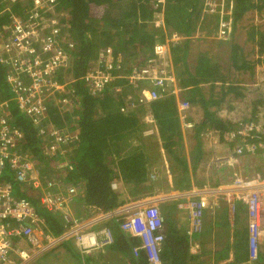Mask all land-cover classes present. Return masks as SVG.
<instances>
[{
    "label": "built area",
    "instance_id": "built-area-1",
    "mask_svg": "<svg viewBox=\"0 0 264 264\" xmlns=\"http://www.w3.org/2000/svg\"><path fill=\"white\" fill-rule=\"evenodd\" d=\"M56 1L8 0L10 5L23 3L25 6L29 2L28 8L22 15H12L9 25L0 27V65L5 70V83L21 113L30 118L38 129L45 143V154L51 157L65 154L66 144L77 140L75 134L48 120L51 104L73 108L78 99L76 90L70 89L77 80L67 78L73 61L69 52L74 47L72 29L68 20L63 22L58 16ZM167 1L152 2L154 10L161 9L164 13L158 15L153 24L156 34H164L165 43L156 46L155 59L132 70L131 83L137 89L139 84L142 87L137 100L129 98L128 106L134 109L174 97L181 128L190 132L197 128L191 114L193 107L189 101L180 99L184 89L171 72L169 63L171 48L187 38L176 31L168 32L165 18ZM233 5V0H206L204 3V16L216 21V37L220 41L227 40L233 33ZM7 9L10 11L11 7ZM119 68L120 65L112 58V50H103L95 65L80 80L88 94L97 98L123 78ZM121 90L116 88L115 91ZM9 105V101H0V264H35L46 254L70 242L85 259L117 242L110 222L117 223L123 233L137 241L138 245L132 249L135 257L144 254L149 264H164L161 251L165 216L161 205L179 201L178 208L189 218L187 234L194 245L195 238L203 233L207 211L218 207L220 199L228 201L233 214L236 202L247 208L250 261L258 260L260 248L264 246V175L249 176L239 171L243 157L264 156V122H240L225 134V140L235 145L234 152L230 156L217 157L216 161L233 171L230 182L218 187H195L182 193L144 198L112 211L91 207L88 218L84 219V216H75L71 212V206L82 196L81 186L43 176L37 161L20 148L25 136L20 129L10 125ZM126 109L129 110L122 108V112ZM144 120L147 125L144 136L157 135L153 117L149 114ZM204 136L213 138L214 131L207 129ZM64 162L60 167L72 169L67 160ZM6 173L14 174V181L6 179ZM15 182L22 186V190L27 186L33 191L34 198L45 211L63 215L65 230L62 233L46 232L45 220L33 202L15 195ZM195 252L200 254L198 246H195Z\"/></svg>",
    "mask_w": 264,
    "mask_h": 264
},
{
    "label": "trees",
    "instance_id": "trees-1",
    "mask_svg": "<svg viewBox=\"0 0 264 264\" xmlns=\"http://www.w3.org/2000/svg\"><path fill=\"white\" fill-rule=\"evenodd\" d=\"M152 2L153 0L56 1L58 16L63 22L68 20L72 29L71 39L74 47L69 52L73 61L72 67L67 71V78L77 80L76 83L70 85V89L74 88L78 95L73 108H61L51 104L48 120L77 136V140L66 144L67 151L63 155L51 157L45 154V143L39 136L38 129L30 118L21 113L16 102L13 101V94L5 83V70L0 65V94L2 96L0 101L10 102V125L24 133L25 138L20 144L22 152L30 154L32 159L37 161L44 177L46 175V178L62 179L65 182L80 185L83 193L80 196L79 205L85 208L86 213L91 207L109 211L118 209L129 203V196L139 197L140 194H145L152 188L147 181L150 174L148 166L151 167L154 156L147 154L149 144L142 136L147 128L144 117L149 114L153 117L164 150L176 161L182 163L181 166L178 164L179 168H183L182 173L177 176L183 178H179V188H175L178 190L175 192L182 193L191 190L187 185L190 176L186 162L184 159L180 160V152L174 150L183 140L176 99L167 97L134 109L128 106L129 98L137 100L138 91L142 87L139 84L137 89L131 83L132 70L146 66L151 59H155L156 46L165 43L164 34H156L154 24L152 28L150 27L158 15L164 14L161 9L154 10ZM26 3L25 6L23 3L11 4L9 11L7 9L8 0H0V27L9 25L12 15H22L24 9L28 8L29 2ZM233 4L236 26L245 15L264 11V0H233ZM204 15L202 0H168L165 10L168 32L176 31L186 38L191 37L197 32V28L199 29L205 18H212ZM212 21L216 23L215 20ZM256 37L259 38L260 54L263 56L257 63L264 66V32L257 25L252 27L250 39L256 40ZM189 44L187 40L183 44L173 46L171 59L173 66L176 67L179 80H182V85L189 88L192 82L195 83V87L189 89V96L185 99L193 106L198 104L203 106L204 119L199 124L197 123L192 139L195 140L194 144L197 143L198 155L204 156L200 145L203 144L202 135L207 129L213 130L225 139V134L234 130L236 125L217 115L220 108L212 110L210 101H207L200 85L209 84L210 92H212L220 83L221 91L226 93L225 96L234 93L237 97L241 92L237 91L234 82H230L229 78L222 74L221 67L207 56L203 55L199 58L195 73L192 74L187 69ZM232 48V66L240 72L252 71L254 64L249 63L246 57L240 55L236 46ZM107 49L112 50V58L120 65L118 72L123 74V78L118 79L114 86L101 96L94 98L88 94L80 79L85 77L90 68L95 65L99 53ZM180 64L183 66L181 71L178 70ZM188 79H192V82H183ZM225 86L226 89H224ZM116 88H121V92H116ZM211 103L221 105L215 100ZM57 107H60V114ZM122 108H129V110L122 112ZM64 160H67L72 169L68 167L58 170L57 164ZM118 182H123L126 192L117 191L114 185ZM25 188L22 190L20 186L17 195L27 197L37 207L39 215L45 220L46 232L55 235L62 233L65 230L63 215H54L45 211L39 206V201L27 191L29 188L27 186ZM110 224L117 232L115 247H124L123 251L126 252L132 264H149L144 254H141L138 259L133 256L131 250L138 245L137 241L126 239L123 234H118L119 225L117 223ZM244 234L241 237L238 233L234 244L235 261L231 264H246L251 260L249 230L247 229ZM252 264H264L262 249L259 251L258 260Z\"/></svg>",
    "mask_w": 264,
    "mask_h": 264
},
{
    "label": "crops",
    "instance_id": "crops-1",
    "mask_svg": "<svg viewBox=\"0 0 264 264\" xmlns=\"http://www.w3.org/2000/svg\"><path fill=\"white\" fill-rule=\"evenodd\" d=\"M205 1L206 0H202L203 5ZM252 16H254V14ZM213 19L214 18H210V19L205 18L202 24H200L199 29L197 28V32L193 33L191 37H187L186 40L180 43L183 44L187 40L190 42L189 44L190 53H191V54L189 53L190 57L193 54H196L197 61L201 56H203L201 52H199L197 49V47H199V44L203 42V40L213 39V37H210L209 35H203L204 31L201 32L203 28L202 26H204L208 22V20H210L211 22ZM255 25L261 26L260 24L257 23H255ZM216 27H217V23H215L214 29H216ZM236 31H237V26L234 22L233 33H235ZM206 55L207 53L205 52L204 56ZM172 72L176 77V79H178L179 83H182L181 82L182 80H179V75L177 74L174 68ZM188 80L187 81L183 80V82L184 81L185 83L192 82V79H188ZM200 86L202 87V92L206 94L204 89L207 85H200ZM188 87L189 88L187 89L194 88L195 83L192 82ZM183 89L185 90L186 88L184 87ZM183 97H185V93L183 94ZM232 97L234 99H237L235 98V96L230 95V93L226 96V99L230 98V101H233ZM203 119L204 116H201L198 120L201 121ZM144 121L142 120V123H144ZM150 128H153V126L148 127V129ZM195 130L190 132H185L181 128L183 140H181L180 146L174 148V150H176L177 152H179L180 149L182 150V152H180L181 157L179 159L180 160L184 159V161L186 162L185 164L187 165V168L189 170L190 177L189 180L187 181L188 187L191 189L195 187L203 188L206 186L218 187L220 185L230 182L233 177V171L227 168V166H222L221 163H217L216 158L232 155L234 152L235 145L233 143H228L224 138H222L218 133L215 132L213 138L210 139L202 135L204 141L202 142L203 144H201L200 146L201 149L203 148L202 152L204 156H200L197 153L198 150L197 143L194 144L195 140L192 139ZM142 136L148 142L149 148H150V144L151 146L157 145L156 143L158 142L157 140L155 139L151 140L148 137L144 136L143 133ZM154 136L160 137L159 134L157 135L155 134ZM149 148L146 150L149 156L154 153L155 155H158V157L162 158L164 161L159 162L160 163L159 165L157 163L158 161L154 160L155 158L154 156L150 169L151 173L149 174L147 183L150 185V182H160L162 189H160L159 186H157L156 188H159L160 189L159 191L155 190L156 188L154 189L150 188L147 191V193L145 194L142 193L143 195L141 196L143 197H140V195L139 197L136 198L129 196L128 202L138 201L144 198L155 197L161 194H172L173 192L178 191L175 190V179L172 177L171 171L172 169H174V164H176V166L178 167V164L181 166L182 163L180 161H176V159L172 157V155L165 157L166 151L162 147L155 151ZM257 156L260 157L262 155H257ZM248 158H254V157L245 156L242 158L241 161L247 162ZM261 159L263 160L260 162L257 161L255 163L254 166L256 167L254 171L259 173L261 172L264 175V158ZM163 163L165 165V169L168 175V177L165 178L164 176H162L165 174L162 173V175H160L159 172V166H161ZM181 173L182 172H180L179 174ZM152 176H155V178L153 179ZM115 188L119 192L122 193L126 192L123 182H118L117 184L115 183ZM79 203H80V198L79 200L77 199L76 203H74L71 206L72 214H75V216H84V219L88 218L87 215L90 214V211L88 210V213H86L85 208L79 210L80 207ZM178 203L179 201H168L161 205V210L166 219L165 227L162 232L164 236V241L162 243V251H161V257L163 259V263L164 264H231L232 262H230V260L233 255L232 254L229 255L228 253H231L233 251V244H235L237 240L238 233L239 236L241 235V237H243L245 235L244 232L248 229L247 208L240 203V207L238 209L235 219V214L233 215L231 213L228 201L226 199H221V202L219 203L218 207L209 209L208 212L206 213L203 233L199 235L200 237L196 239V242L193 245L191 244L190 238L187 234V231L190 226L189 218L187 217L185 212L181 211L178 208L179 206ZM227 205H228L227 211L230 215L231 231L230 233L225 234L220 229L224 227L222 223L224 217L223 210ZM170 220H173V224H174L173 229L169 227L171 226L169 225ZM210 227H213L212 230H210ZM220 231H222V235L218 236V233ZM114 232L117 237V232L115 230ZM118 234L120 235L123 234L124 238L126 239H133L127 234L123 233L120 230V228ZM133 241L136 240L134 239ZM195 246H198V249L201 251L200 254L195 252ZM123 248L124 247L116 248L115 245L110 246L103 250L95 251L91 256L83 259L79 251L77 250V247L74 244H69L68 246L65 245L63 247H60V249L57 250V254L59 255V262L56 264H132L127 258L126 252L123 251ZM210 253H215V258L210 257L206 259V261L205 258L207 257L201 259L200 256L205 254L208 255ZM136 259H138V257H136ZM246 264H252V262L249 261Z\"/></svg>",
    "mask_w": 264,
    "mask_h": 264
},
{
    "label": "rangeland",
    "instance_id": "rangeland-1",
    "mask_svg": "<svg viewBox=\"0 0 264 264\" xmlns=\"http://www.w3.org/2000/svg\"><path fill=\"white\" fill-rule=\"evenodd\" d=\"M8 6H10L9 3H8ZM253 14H254V16H252ZM255 23L260 24L261 26H259V25H257V26L261 28L262 32H264V11H262L261 13L251 12L248 15H245L243 17V19L240 21V23H238L237 31L235 33H231V35H229L227 40L220 41L216 37V29H214L215 22L211 21V23H210V20H208V22L204 26H202L203 28H202L201 32L204 31L203 35H209L210 37H213V39L203 40V42H201L199 44V47H197L198 51L201 52L202 55H205V52H206L207 53L206 56L208 58L212 59V62L216 63L217 65H219L221 67L222 74L227 76L229 78L230 82H234L235 83L234 86L237 87V91L241 92V94L237 93L238 96L235 97L237 99H234L232 97L233 101H230V98L226 99L225 91H221V84L220 83L218 84L216 89L212 92H210V85L209 84H206L207 86L204 89V91L206 93L204 95H205L207 101H210V106L212 107V110L215 111L218 108H220L218 110L217 115L222 119L229 120L234 125H237L240 122L249 121L252 119L258 120L259 122H264V66L260 63H257V61L262 59L263 56H261V54H260L259 38L256 37V40L250 39V33L252 31V27L256 26ZM153 26H154L153 23H151L150 27L152 28ZM233 46H236L238 48L239 54L242 55L243 57H246V59L249 63L254 64V68L252 71L247 70L245 72H240L232 66L233 61L231 60V55L233 54V48H232ZM190 54H189V57L187 59V63H188L187 69L190 70L191 73H195V66L197 65L198 61L196 60V54H193L191 57H190ZM171 55H172V52H171ZM169 63H170L171 72H172L173 68L175 69V71H177L176 67H174L172 64L171 56H170ZM178 70L179 71L183 70V66L181 64L178 66ZM179 85L183 86L182 83H179ZM183 88H184V86H183ZM226 88L227 87L225 86L224 89H226ZM184 93H185V98L188 97L187 93H189V89L186 88L185 92L183 91V94ZM230 95L235 96L234 93H230ZM221 99H223V100H221ZM212 100L219 101L221 103V105L219 106L216 104H212L211 103ZM191 105H192V103H191ZM212 105H214V106H212ZM192 107H193V109L191 111L192 117L195 119L196 123L199 124L202 120L199 121L198 119L201 116H204L203 107L201 106V104H198L197 106L192 105ZM57 108L59 109L58 112L60 114V112H61L60 107H57ZM61 108H63V107H61ZM148 138L151 140L155 139L158 141V142H156L157 145L151 146V144H150L149 149H152L155 151L157 149H160L161 147L163 148V144H162L160 137L151 136ZM43 149H44V147H43ZM179 152H182V150L180 149ZM150 156H155L154 160L158 161L157 163L159 165H160L159 162L164 161L162 158L158 157V155H155L154 153ZM168 156L169 155L167 154V152H165V157H168ZM254 158H248L247 162H241V168H240L239 172L244 173V174L249 175V176L258 174L259 172L254 171L255 167H256L254 165L257 161H259V162L262 161L263 159H261V158H264V156H260V157L255 156ZM63 163H65V162L63 161ZM61 165H62L61 162H59V164H57L58 170H60L62 168V167H60ZM148 167L150 170L151 167L150 166H148ZM182 169L179 168V165L177 167L176 164H174V169H172V171H171L172 172L171 175L175 179V188H179L178 183L180 181L179 180L180 177H178L177 175H179V173L182 172ZM159 172H160V175H162V173L165 174V175H162V176H164V178L168 177L164 163L161 166H159ZM54 175L55 174L53 173V176ZM47 176L51 177L52 175H47ZM45 178H46V175H45ZM182 178L183 177H181L180 179H182ZM6 179H10V180L14 181L15 175L12 173H6ZM46 179H53V178H46ZM150 184H151L153 189L156 188L157 186H159V188L162 189L160 182H150ZM14 185H15V195H17V194H19L20 186L16 182L14 183ZM117 188H119V187H117ZM159 188H156L155 190L159 191L160 190ZM27 191L33 197H35L33 191H31L30 189H27ZM141 195H143V194H140V197H143ZM80 200H81V198H80ZM220 202H221V199H220ZM235 207H236V212H235V219H236V215H237L238 209L240 207V203L236 202ZM82 208H84V207H79V210ZM225 209H226V211H225ZM225 209L223 210L224 217H223V222H222L224 227L221 228L220 230H222L225 234H228L231 231V229H230V227H231L230 226V215L227 211L228 205L225 206ZM231 213L233 214L232 210H231ZM84 214H85V212H84ZM110 223H112V222H110ZM110 223H109V225H111ZM169 225H171L169 227L171 229H173V226H174L173 220L169 221ZM212 228L213 227H210V230H212ZM222 231H220L218 233V236L222 235ZM199 237L200 236L198 235L195 239H197ZM69 244H73V242L65 243V244L59 246L58 248H56L52 252L46 254L41 259L37 260L35 262V264H56V263H58L59 262V255L57 254V250L60 249V247H63L65 245L68 246ZM261 248H262V251H264V246ZM228 254L233 255L230 262L234 263V261H235L234 244H233V251L231 253H228ZM200 257H201V259L204 257H207V258H205V261H206V259H208L210 257L215 258V253H210L208 255L205 254V255H202Z\"/></svg>",
    "mask_w": 264,
    "mask_h": 264
},
{
    "label": "clouds",
    "instance_id": "clouds-1",
    "mask_svg": "<svg viewBox=\"0 0 264 264\" xmlns=\"http://www.w3.org/2000/svg\"><path fill=\"white\" fill-rule=\"evenodd\" d=\"M184 92H185V90H184ZM175 99H176V98H175ZM180 99H182V100H183V99L186 100L185 97H183V93H182V96L180 97ZM176 102H177V101H176ZM177 110H178V108H177ZM144 118H145V117H144ZM146 126H147V125H146Z\"/></svg>",
    "mask_w": 264,
    "mask_h": 264
},
{
    "label": "flooded vegetation",
    "instance_id": "flooded-vegetation-1",
    "mask_svg": "<svg viewBox=\"0 0 264 264\" xmlns=\"http://www.w3.org/2000/svg\"><path fill=\"white\" fill-rule=\"evenodd\" d=\"M260 174H262V173H260ZM263 175V174H262Z\"/></svg>",
    "mask_w": 264,
    "mask_h": 264
},
{
    "label": "bare ground",
    "instance_id": "bare-ground-1",
    "mask_svg": "<svg viewBox=\"0 0 264 264\" xmlns=\"http://www.w3.org/2000/svg\"><path fill=\"white\" fill-rule=\"evenodd\" d=\"M2 97V96H1Z\"/></svg>",
    "mask_w": 264,
    "mask_h": 264
}]
</instances>
